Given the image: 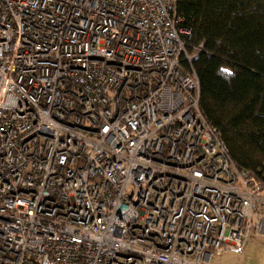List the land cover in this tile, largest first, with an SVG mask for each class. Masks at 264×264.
<instances>
[{"label": "built area", "instance_id": "built-area-1", "mask_svg": "<svg viewBox=\"0 0 264 264\" xmlns=\"http://www.w3.org/2000/svg\"><path fill=\"white\" fill-rule=\"evenodd\" d=\"M191 35L176 0H0V264H210L264 235Z\"/></svg>", "mask_w": 264, "mask_h": 264}, {"label": "trees", "instance_id": "trees-1", "mask_svg": "<svg viewBox=\"0 0 264 264\" xmlns=\"http://www.w3.org/2000/svg\"><path fill=\"white\" fill-rule=\"evenodd\" d=\"M189 49L204 44L193 66L200 107L233 161L264 184V0H176Z\"/></svg>", "mask_w": 264, "mask_h": 264}, {"label": "rangeland", "instance_id": "rangeland-1", "mask_svg": "<svg viewBox=\"0 0 264 264\" xmlns=\"http://www.w3.org/2000/svg\"><path fill=\"white\" fill-rule=\"evenodd\" d=\"M210 264H264V235H250L247 246L242 252L226 251L215 254Z\"/></svg>", "mask_w": 264, "mask_h": 264}, {"label": "crops", "instance_id": "crops-1", "mask_svg": "<svg viewBox=\"0 0 264 264\" xmlns=\"http://www.w3.org/2000/svg\"><path fill=\"white\" fill-rule=\"evenodd\" d=\"M248 241H249V239H248ZM248 241H247V243H248ZM247 243H246V246H247ZM246 246H245V247H246Z\"/></svg>", "mask_w": 264, "mask_h": 264}]
</instances>
